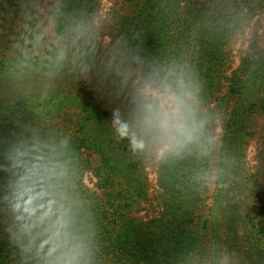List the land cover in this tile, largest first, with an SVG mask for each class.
I'll return each instance as SVG.
<instances>
[{"label": "trees", "instance_id": "1", "mask_svg": "<svg viewBox=\"0 0 264 264\" xmlns=\"http://www.w3.org/2000/svg\"><path fill=\"white\" fill-rule=\"evenodd\" d=\"M111 1L103 32L110 39L137 33L150 59L186 65L206 106L219 111L222 146L216 161L214 156L159 163L161 209L148 219L140 215L149 200L148 161L134 155L126 141L106 138L111 112L97 96L95 82L69 67L51 75L35 69L9 75L19 55L16 45L24 46L22 13L33 0H0V142L18 130L10 124L38 129L54 144L68 138L66 152L74 162L68 191L79 204L84 227L94 233L95 264H219L225 255L232 264H264L257 178L247 165L253 119L264 118V47L252 41L232 70L227 48L255 15L264 14V0ZM67 3L102 9L101 0ZM217 8L227 9L231 18L210 17ZM201 167L217 175L208 215V186L191 179ZM89 174L93 188L85 182ZM0 264H18L5 237H0Z\"/></svg>", "mask_w": 264, "mask_h": 264}, {"label": "clouds", "instance_id": "2", "mask_svg": "<svg viewBox=\"0 0 264 264\" xmlns=\"http://www.w3.org/2000/svg\"><path fill=\"white\" fill-rule=\"evenodd\" d=\"M19 55L9 70L17 77L38 70L46 75L65 67L93 80L97 96L111 112V128L134 155L154 163L212 159L221 149L222 117L206 106L198 80L176 61L150 59L137 33L121 32L104 41L107 8L89 11L67 0H39L22 13ZM209 16L229 20L227 9ZM251 28L238 33L243 44L256 37ZM31 45V49L27 45ZM18 130L0 142V237L18 264H95L94 233L81 220L68 191L73 159L68 138L54 144L38 129ZM201 186L217 180L216 170L201 167L191 178ZM219 264H232L225 255Z\"/></svg>", "mask_w": 264, "mask_h": 264}, {"label": "rangeland", "instance_id": "3", "mask_svg": "<svg viewBox=\"0 0 264 264\" xmlns=\"http://www.w3.org/2000/svg\"><path fill=\"white\" fill-rule=\"evenodd\" d=\"M48 0L42 2V5L47 4ZM111 0H101L102 9L110 7ZM251 28L254 33H256V37L254 40L257 43L264 47V14L260 13L254 16V18L240 31ZM239 31V32H240ZM238 32V33H239ZM238 33L235 34L227 48L231 51V70L236 68L240 62L242 56L246 54L249 49L250 44H243L238 39ZM103 39L105 42L109 41L108 34L104 33ZM253 40V41H254ZM251 135L249 136L247 143V165L249 167L250 173H255L257 181H254V185H257L255 189L258 194V202L257 208L261 211V219L264 223V118L262 115H256L253 119ZM222 134V130H221ZM105 136L107 139L110 137H114L111 126L107 127L105 132ZM115 141V138H114ZM114 144V143H113ZM112 145V144H111ZM110 146V145H108ZM112 147V146H110ZM113 150V149H111ZM94 157L90 160L93 161ZM216 161V156L214 158ZM158 168L159 163H154L148 161L145 165V173L148 177L150 192H149V200L143 204V209L140 212L144 218L148 219L151 216L157 215L161 209L160 207V187L158 184ZM85 182L88 187L93 188L94 180L92 176L89 174L85 178ZM215 189V182L208 186L205 192V210L206 215L210 213V209L213 203V192Z\"/></svg>", "mask_w": 264, "mask_h": 264}]
</instances>
